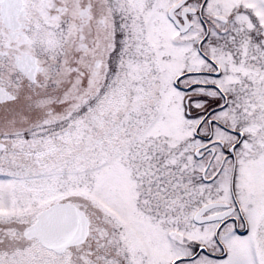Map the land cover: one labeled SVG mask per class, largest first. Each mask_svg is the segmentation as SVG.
<instances>
[{
	"label": "snow or ice",
	"instance_id": "snow-or-ice-1",
	"mask_svg": "<svg viewBox=\"0 0 264 264\" xmlns=\"http://www.w3.org/2000/svg\"><path fill=\"white\" fill-rule=\"evenodd\" d=\"M0 264H264V0H0Z\"/></svg>",
	"mask_w": 264,
	"mask_h": 264
}]
</instances>
